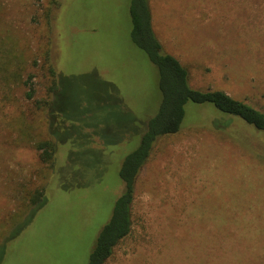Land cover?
I'll use <instances>...</instances> for the list:
<instances>
[{
  "label": "rangeland",
  "instance_id": "rangeland-1",
  "mask_svg": "<svg viewBox=\"0 0 264 264\" xmlns=\"http://www.w3.org/2000/svg\"><path fill=\"white\" fill-rule=\"evenodd\" d=\"M132 1L0 0V264L89 263L123 192L122 164L161 103L158 71L132 40ZM150 8L163 52L188 69L193 89L224 91L264 113V0H150ZM50 35L64 80L54 173L32 146L47 137L39 104L50 87ZM188 110L182 130L154 144L132 231L106 264H264V132L211 106ZM223 117L230 127L214 129ZM42 182L47 205L14 226L25 191Z\"/></svg>",
  "mask_w": 264,
  "mask_h": 264
},
{
  "label": "trees",
  "instance_id": "trees-1",
  "mask_svg": "<svg viewBox=\"0 0 264 264\" xmlns=\"http://www.w3.org/2000/svg\"><path fill=\"white\" fill-rule=\"evenodd\" d=\"M132 20V40L149 57L150 61L158 71V87L161 93V103L157 114L151 118L147 128L141 137L138 148L131 153L122 164L120 177L123 182V192L114 205L110 221L101 230L97 237L93 251L90 254L88 264H106L113 256L115 248L125 240L132 231V208L136 197V184L138 177L146 165L156 141L165 136L179 133L185 125L190 114L188 105L211 106L221 115L230 118H239L255 129L264 132V113L252 106L234 99L224 91L220 90H197L189 84V72L186 67L174 56L163 52L162 45L153 29L150 0H133L130 8ZM50 20L51 17H48ZM44 65L50 81L48 88V99L39 104L47 113V137L36 143L33 148L39 152V158L44 168L51 172L56 171L57 154L60 146L65 141L60 137V125L58 121L60 113L57 108L59 95L63 89L64 80L58 75L54 64L55 57L52 55L51 35L48 44L44 45ZM8 60L16 59L17 47L12 46ZM16 77L5 79L7 84L14 83ZM31 98V94L28 95ZM7 100H10L9 98ZM194 109V108H193ZM192 109V110H193ZM19 121V126L24 120ZM231 125L230 119L217 118L212 121V126L218 131H225ZM25 129L31 135L32 125H26ZM68 167V164H67ZM67 167L60 168L58 178L61 188L64 183L61 171ZM69 170V169H68ZM46 177H42L44 180ZM66 179V177H65ZM35 185L33 189L25 191V201L22 203L24 211L14 219V226L23 221L25 214L29 211V217L34 211H39L48 203L47 185L45 183ZM47 184V183H46ZM13 226V227H14ZM2 248L0 249L1 252Z\"/></svg>",
  "mask_w": 264,
  "mask_h": 264
}]
</instances>
